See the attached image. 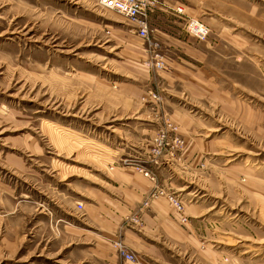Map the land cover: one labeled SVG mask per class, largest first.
<instances>
[{
  "label": "rangeland",
  "instance_id": "374dc122",
  "mask_svg": "<svg viewBox=\"0 0 264 264\" xmlns=\"http://www.w3.org/2000/svg\"><path fill=\"white\" fill-rule=\"evenodd\" d=\"M96 1L0 0V264H264V0Z\"/></svg>",
  "mask_w": 264,
  "mask_h": 264
},
{
  "label": "built area",
  "instance_id": "2783aa9c",
  "mask_svg": "<svg viewBox=\"0 0 264 264\" xmlns=\"http://www.w3.org/2000/svg\"><path fill=\"white\" fill-rule=\"evenodd\" d=\"M96 4L103 9L116 11L120 15L127 18L132 25L133 32L143 41V43L150 49L152 58L155 60L157 66H163V57L160 53V44L150 34V23L148 19L149 12L159 6L157 0H97ZM175 13L185 15L184 8L180 5L173 9ZM185 30L187 35L198 40H205L209 33V27L195 17L185 16ZM163 144V135L159 137V147L152 148L151 164L158 165L161 157V148ZM136 168L155 182V172L152 168L138 164ZM163 195L174 211L183 220L187 218L184 212V202L182 198L173 191L165 190L162 187H155L148 194L145 199V204L150 199ZM81 206V203H79ZM113 247L119 257L129 264H141L137 254L130 249L121 239L113 241Z\"/></svg>",
  "mask_w": 264,
  "mask_h": 264
},
{
  "label": "crops",
  "instance_id": "0c3cea01",
  "mask_svg": "<svg viewBox=\"0 0 264 264\" xmlns=\"http://www.w3.org/2000/svg\"><path fill=\"white\" fill-rule=\"evenodd\" d=\"M161 10L163 11H168L171 10L173 11L174 6H171L169 3H167V1H160V7ZM169 12V11H168ZM174 12V11H173ZM191 17V16H190ZM166 32V30H164ZM168 31L165 33V35H167ZM174 41H176L178 44L180 45H187V42L185 40H181L179 38H173ZM148 179V178H147ZM132 237V236H131ZM129 264V263H128Z\"/></svg>",
  "mask_w": 264,
  "mask_h": 264
}]
</instances>
